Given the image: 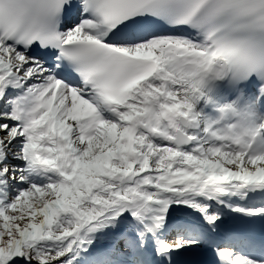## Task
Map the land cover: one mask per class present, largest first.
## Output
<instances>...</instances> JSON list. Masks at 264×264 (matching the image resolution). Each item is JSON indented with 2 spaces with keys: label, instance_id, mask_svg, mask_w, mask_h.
Listing matches in <instances>:
<instances>
[{
  "label": "snow or ice",
  "instance_id": "snow-or-ice-1",
  "mask_svg": "<svg viewBox=\"0 0 264 264\" xmlns=\"http://www.w3.org/2000/svg\"><path fill=\"white\" fill-rule=\"evenodd\" d=\"M0 264H264V0H0Z\"/></svg>",
  "mask_w": 264,
  "mask_h": 264
}]
</instances>
